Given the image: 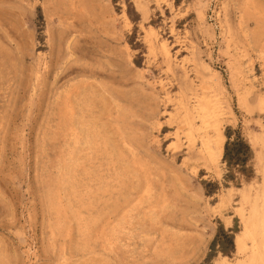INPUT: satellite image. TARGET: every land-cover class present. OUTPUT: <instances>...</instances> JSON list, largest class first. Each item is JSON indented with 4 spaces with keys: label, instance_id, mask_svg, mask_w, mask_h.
Returning <instances> with one entry per match:
<instances>
[{
    "label": "rangeland",
    "instance_id": "1",
    "mask_svg": "<svg viewBox=\"0 0 264 264\" xmlns=\"http://www.w3.org/2000/svg\"><path fill=\"white\" fill-rule=\"evenodd\" d=\"M0 264H264V0H0Z\"/></svg>",
    "mask_w": 264,
    "mask_h": 264
},
{
    "label": "trees",
    "instance_id": "2",
    "mask_svg": "<svg viewBox=\"0 0 264 264\" xmlns=\"http://www.w3.org/2000/svg\"><path fill=\"white\" fill-rule=\"evenodd\" d=\"M225 137L222 161L225 162L227 172L224 174V180L236 179V174L249 179L253 175V170L249 166L253 157L252 149L238 131L229 127L225 130ZM211 192V189L206 190L207 194Z\"/></svg>",
    "mask_w": 264,
    "mask_h": 264
},
{
    "label": "bare ground",
    "instance_id": "3",
    "mask_svg": "<svg viewBox=\"0 0 264 264\" xmlns=\"http://www.w3.org/2000/svg\"><path fill=\"white\" fill-rule=\"evenodd\" d=\"M183 78V77H182ZM180 102V101H179ZM183 106V105H182ZM204 108V107H203ZM188 113H189V111H188ZM192 121V120H191ZM204 139H205V137H203ZM202 142V141H201ZM220 147H221V145H220ZM219 150V149H218ZM222 151V150H221ZM221 151L219 150V154L221 153ZM215 154V153H214ZM220 156V155H219ZM244 234V233H243Z\"/></svg>",
    "mask_w": 264,
    "mask_h": 264
}]
</instances>
